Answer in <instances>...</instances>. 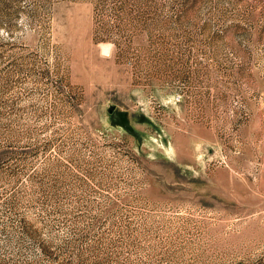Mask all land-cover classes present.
I'll use <instances>...</instances> for the list:
<instances>
[{
  "label": "rangeland",
  "instance_id": "1",
  "mask_svg": "<svg viewBox=\"0 0 264 264\" xmlns=\"http://www.w3.org/2000/svg\"><path fill=\"white\" fill-rule=\"evenodd\" d=\"M0 264H264V0H0Z\"/></svg>",
  "mask_w": 264,
  "mask_h": 264
}]
</instances>
